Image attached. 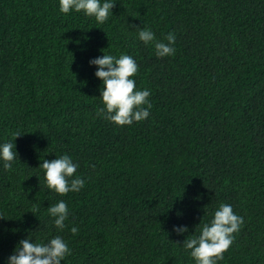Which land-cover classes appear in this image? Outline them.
I'll list each match as a JSON object with an SVG mask.
<instances>
[{
	"label": "trees",
	"instance_id": "1",
	"mask_svg": "<svg viewBox=\"0 0 264 264\" xmlns=\"http://www.w3.org/2000/svg\"><path fill=\"white\" fill-rule=\"evenodd\" d=\"M111 11L99 24L59 0H0V142L20 134L13 169L0 163V264L28 235H61L62 264H194L183 242L220 203L243 224L218 264H264V0H116ZM132 26L174 32L175 54L157 57ZM101 50L136 60L147 119L97 115L89 60ZM62 154L85 179L78 193L45 186L39 164ZM61 199L58 231L47 208Z\"/></svg>",
	"mask_w": 264,
	"mask_h": 264
},
{
	"label": "clouds",
	"instance_id": "2",
	"mask_svg": "<svg viewBox=\"0 0 264 264\" xmlns=\"http://www.w3.org/2000/svg\"><path fill=\"white\" fill-rule=\"evenodd\" d=\"M115 4L116 0H59V11L63 14L83 12L103 24L109 19ZM132 27L137 29L139 41L154 47L157 57L175 54L174 32H168L163 40H158L152 30ZM89 65L95 66L94 75L101 81L98 90L102 107L97 109V115L117 126H130L149 117L152 104L148 98L151 92L147 88H137L133 77L138 71V64L131 55L121 53L117 57L103 52L102 56L89 60ZM18 136L19 133H13L10 140L0 142V163L6 171H11L13 162L17 160L14 140ZM39 167L44 173L45 186L60 196L78 193L85 186V179L76 174L79 165L68 154L52 160L43 159ZM47 212L53 218V226L63 231L69 217L67 202L61 199L48 207ZM242 224L243 218L233 211L231 204L220 203L211 213V219L200 226L199 234L185 239L183 245L194 264H218L224 259V252L232 245L234 233ZM173 231L182 235L188 228L174 225ZM70 232L77 234L78 227L72 226ZM70 255L68 242L61 235L46 239H33L28 235L16 243L4 264H62Z\"/></svg>",
	"mask_w": 264,
	"mask_h": 264
}]
</instances>
